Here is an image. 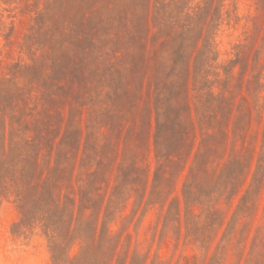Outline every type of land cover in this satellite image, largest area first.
<instances>
[{
  "label": "rangeland",
  "instance_id": "rangeland-1",
  "mask_svg": "<svg viewBox=\"0 0 264 264\" xmlns=\"http://www.w3.org/2000/svg\"><path fill=\"white\" fill-rule=\"evenodd\" d=\"M0 264H264V0H0Z\"/></svg>",
  "mask_w": 264,
  "mask_h": 264
}]
</instances>
